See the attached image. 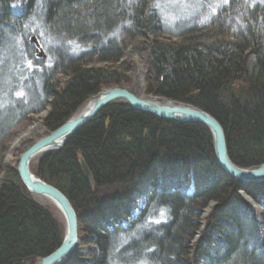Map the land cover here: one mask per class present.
Returning a JSON list of instances; mask_svg holds the SVG:
<instances>
[{"label": "trees", "instance_id": "16d2710c", "mask_svg": "<svg viewBox=\"0 0 264 264\" xmlns=\"http://www.w3.org/2000/svg\"><path fill=\"white\" fill-rule=\"evenodd\" d=\"M152 2L0 0V264L33 262L63 240L60 224L28 192L17 167L3 163L11 130L46 108L50 132L65 123L103 85L117 81L108 68L88 66L117 64L127 40L149 42L148 93L217 118L237 166L264 163V0H213L215 14L206 24L195 14L208 1L195 0L188 23L176 30ZM58 73L69 76L62 87ZM31 170L70 199L90 246L86 260L75 253L63 264H264V182L228 175L202 123L112 102ZM145 178L153 190L123 225L135 185ZM213 201L191 245L201 211Z\"/></svg>", "mask_w": 264, "mask_h": 264}, {"label": "water", "instance_id": "95a60500", "mask_svg": "<svg viewBox=\"0 0 264 264\" xmlns=\"http://www.w3.org/2000/svg\"><path fill=\"white\" fill-rule=\"evenodd\" d=\"M39 56H42V53ZM158 99L165 100L169 105L139 98L125 87L118 86L99 91L93 96L94 102L88 110L80 114H74L64 124L33 142L21 153L17 171L28 192L33 196H45L51 199L65 220V233L61 245L49 255L38 258L37 264H63L66 262L79 244V222L77 212L70 199L59 188L33 173L31 162L36 156L63 148L65 143L80 128L88 123L102 108L112 102L121 101L133 110L148 112L162 119L198 122L206 125L213 137L216 161L228 175L243 183L264 182V163L258 167L245 168L237 166L231 160L225 130L217 118L192 105L167 98ZM80 164L89 183L93 185L92 173L83 158L80 159Z\"/></svg>", "mask_w": 264, "mask_h": 264}, {"label": "rangeland", "instance_id": "374dc122", "mask_svg": "<svg viewBox=\"0 0 264 264\" xmlns=\"http://www.w3.org/2000/svg\"><path fill=\"white\" fill-rule=\"evenodd\" d=\"M194 1L195 0H153L152 3L156 6L157 9H159L161 11V15H162L164 21L167 22L168 24H170V26L173 29L176 30L177 27L180 26L181 24L188 23V21L190 19V18H188V15H190L191 10H187V9H188L189 5H191ZM207 1L208 2H207L206 9H201V10H199V13H197V15L195 14L196 20L199 23H202V24H206V22H208L210 20V17H212V15L215 14V7L211 3L213 0H207ZM135 40H140L141 41V45L139 47L138 52L135 55H130V54L129 55H125V53L127 51V48ZM35 46L37 47V49H39L38 52H41L40 44H38V45L36 44ZM88 67H92V68H108L109 72H115L116 73L115 74V80H117V81H115V82L112 81V82H110V83H108L106 85H103L100 88V90H102L104 88H108V87L110 88V87H118L119 86V87H125L126 88V86H130L133 83V81H134V76H135V74H137L136 72L140 69V67H142L143 71L141 73H142L144 88L142 90H136L137 94H140V95H143V96H147V97H151V98H167V97H164V96L148 93V91H147L148 87H149V83H150V79H149V73H150L149 42L144 37L138 36V37H136L134 39L127 40V42L125 44V50L123 52V56H122L120 62H118L117 64L112 66V64H110V63H99V62L93 61V62H91L89 64ZM68 78H69L68 75H65V74H62V73L56 74V79L61 83L60 84L61 87H62L63 83H65V81ZM167 99H169V98H167ZM117 102H121V101H117ZM47 112H48V108H46L44 111H42L39 114H29V115H27L26 119L23 120L22 122L27 121L29 119L38 118V119H41V121L44 124V118L47 115ZM22 122H20V123H22ZM20 123H18L11 130V132H10L6 142H5L6 150H5V153H4V156H3V163L7 167H17L18 163H19V157H20V154H21L20 150H17L15 152L14 156L12 157V159H11V161L9 163H5V157L7 155V151H8L9 146H10V139H11V136L13 135L12 133H14L13 130ZM48 133H50V131L48 130V128L44 124V126H43V134H44V136L47 135ZM37 140H35V141H37ZM42 155L36 156L32 160V162H34V163L37 162L38 158L40 156H42ZM147 182H143V184H142V182L140 181L139 184L135 185L136 186L135 187L136 190H135V195H134V202L132 204L134 206L135 212H136V210H139V213H140V210L142 209L141 207H143V205L145 204V199L147 197L143 198V196H142L144 193L146 195V192L144 191L145 188L146 187L150 188L149 194H151V192L153 190V186L149 182L148 183ZM111 193H113L114 196H117V193H114V192H111V191L107 192V195L109 196V195H111ZM118 194H119V192H118ZM241 195L257 211L260 212L263 209V206H261L259 203H256L244 191H241ZM33 198L39 204H41L43 207H46L51 212V214L56 219L57 223L60 224V227L62 228V233H63V236H64V233H65V220H64V217H63L62 213L59 211V209L50 201H46L45 200V203H43L36 196H33ZM215 204L216 203L213 201L205 209H203L201 211V215H200V223H201L200 229H199V231L196 232L193 240H191V245L195 244L198 241V239L200 238V236L202 234V231H203V228L205 227L206 219L209 216V214L211 213V211L214 208ZM210 207H212V208H210ZM135 216H137V215H135ZM131 220H132L131 216L127 217V221L128 222L131 221ZM84 234H85L84 231L81 229V226L79 225V244H78V247H77V250H76L75 253L78 254L77 258L81 259V260H86L88 258L89 253H90V246H88L84 242V237H85ZM37 263H38V260L36 259L33 262L32 261H28L25 264H37Z\"/></svg>", "mask_w": 264, "mask_h": 264}, {"label": "bare ground", "instance_id": "6f19581e", "mask_svg": "<svg viewBox=\"0 0 264 264\" xmlns=\"http://www.w3.org/2000/svg\"><path fill=\"white\" fill-rule=\"evenodd\" d=\"M34 38V37H33ZM32 38V41H34L36 44H38L37 40H33ZM141 45V41L140 40H135L133 41L129 47L127 48V51L125 53V55H135L138 50H139V47ZM40 54V53H39ZM143 71V68L140 67V69L136 72L137 74H135L134 76V81L133 83L130 85V86H126V88L128 90H130V92H132L133 94H135L137 97L139 98H142V99H145V100H154L155 102H158V103H162V104H166V105H169L168 102H165L162 101V100H159L158 98H151V97H147V96H143V95H140V94H137L136 90H142L144 88V85H143V78H142V72ZM139 72V73H138ZM112 88V87H110ZM106 89H109L108 88H104L102 90H106ZM102 90H99V91H102ZM98 91V92H99ZM97 92V93H98ZM97 93L91 95L89 97V99H87L86 102H84L83 106H81V108H79L75 114H80L81 112L85 111V110H88L91 105L93 104L94 100H93V96L96 95ZM183 103V102H182ZM186 104V103H185ZM189 105V104H188ZM195 107V106H194ZM74 115V114H73ZM72 115V116H73ZM71 116V117H72ZM64 124V123H63ZM43 122L41 121V119H38V118H34V119H29L27 121H24L22 123H20L13 131L14 133H12L13 135L11 136V139H10V146H9V149L7 151V155L5 157V163H9L12 159V157L14 156L15 152L17 150H20V152L22 153L26 148H28L35 140L41 138L44 136L43 134ZM54 131V130H53ZM58 150V149H57ZM53 151V150H52ZM50 152V151H49ZM45 154V153H44ZM21 155V154H20ZM82 167V166H81ZM83 169V168H82ZM143 184V182H146L148 181L152 186H153V180L150 179V178H145L143 180H140ZM140 183V182H139ZM91 185V184H90ZM94 185V184H93ZM91 185V186H93ZM138 190V189H137ZM150 191V190H149ZM149 191H145L146 192V195L145 193L142 195V196H145L144 198H148V196L150 195L149 194ZM140 193V192H139ZM241 193V192H240ZM31 194V193H30ZM247 194V193H246ZM33 196V195H32ZM39 200H41V202L45 203V200L46 201H50L52 202L55 206L56 204L49 198L45 197V196H36ZM147 198L145 199V203H146V200ZM257 203V202H256ZM133 204V202H129L128 203V208L130 209V216L131 218L132 217H136L135 215H138L137 213H139V210H134V206L131 207V205ZM135 204V203H134ZM144 206V205H143ZM57 207V206H56ZM142 208V207H141ZM212 208V207H210ZM136 213V214H135ZM78 216V215H77ZM79 222V221H78ZM128 223L127 221V218H124L123 219V225ZM204 229V228H203ZM77 250V249H76ZM76 250L71 254V256L68 258V260L75 254Z\"/></svg>", "mask_w": 264, "mask_h": 264}, {"label": "built area", "instance_id": "2783aa9c", "mask_svg": "<svg viewBox=\"0 0 264 264\" xmlns=\"http://www.w3.org/2000/svg\"><path fill=\"white\" fill-rule=\"evenodd\" d=\"M146 182H147V181H146ZM147 183H148V182H147ZM151 188H152V187H151ZM146 189H147V190H146ZM149 190H150V188L146 187L144 191H147V192H148ZM144 197H145V196H143V198H144ZM131 207H133V205H131Z\"/></svg>", "mask_w": 264, "mask_h": 264}]
</instances>
